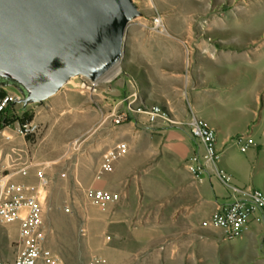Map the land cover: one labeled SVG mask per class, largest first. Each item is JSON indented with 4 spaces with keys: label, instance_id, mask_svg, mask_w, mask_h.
<instances>
[{
    "label": "rangeland",
    "instance_id": "rangeland-1",
    "mask_svg": "<svg viewBox=\"0 0 264 264\" xmlns=\"http://www.w3.org/2000/svg\"><path fill=\"white\" fill-rule=\"evenodd\" d=\"M136 1L144 15L129 23L126 43L132 33L138 42L164 35L170 40L180 39L189 46L205 42L218 50L214 53V62L227 65L228 68L220 67L218 71L222 83L231 89L215 97L219 104L207 115L219 118L220 128L231 134L227 157L243 161L247 156L240 175L248 179L251 187L264 191V0ZM155 10L164 15L169 33L154 32L144 25ZM124 54L123 67L129 54L127 44ZM120 78L111 82L101 78L91 85L90 79L80 76L78 80L84 83L81 87L67 85L60 94L77 91L81 96L69 98L56 104L57 107L49 104L54 100L51 98L43 103L30 104L26 109L20 103H13L7 110L6 122L0 127L1 166L7 171L28 165L27 175L18 174L16 178L29 185L37 183L40 172L50 180L43 203L44 229L47 244L62 256L66 264H86L101 254L97 248L102 232L98 221L103 209L87 199L85 186L74 185V174L81 169L96 172L106 150L128 132L130 120L135 119L140 127L152 125L146 123L144 114L131 110L121 123L113 121L111 113L122 111L127 105V101L121 100L126 84L118 81ZM144 96L145 91L140 88L139 98L134 103L144 100ZM26 115H32L30 121L38 126L33 135H23L18 130V124ZM242 134L251 135L256 143L246 152H242L236 142ZM65 205L73 211H66ZM132 205L133 202L129 201L128 207ZM195 221L198 232L225 234L221 229L204 227L200 216ZM17 238V223L0 225V258L14 256ZM258 250L256 256H239L238 261L241 264H264V246L259 245ZM219 253L221 263L222 251ZM185 261L194 264L195 258L187 256ZM114 264L166 262L163 257L155 256H116Z\"/></svg>",
    "mask_w": 264,
    "mask_h": 264
},
{
    "label": "crops",
    "instance_id": "crops-1",
    "mask_svg": "<svg viewBox=\"0 0 264 264\" xmlns=\"http://www.w3.org/2000/svg\"><path fill=\"white\" fill-rule=\"evenodd\" d=\"M127 35L124 47L129 45V54L124 68L135 79L138 92L140 88L145 91V103L161 104L178 119H187L191 111L205 119L217 130L221 169L236 184L251 187L240 175L247 156L243 161L227 157L231 134L220 128L219 118L207 115L219 104L215 97L231 89L222 83L218 71L227 65L214 62L218 50L205 42L189 46L164 35L138 42L132 33L126 43ZM118 81L126 84V93L130 89L127 78ZM60 93L48 103L57 107L81 96L77 91ZM118 142H126L127 150L115 159L112 171L96 177L102 159L96 172L81 169L73 176L74 185L101 187L120 195L117 202L100 206L103 211L98 224L102 232L97 248L99 255L107 259L106 264H114L116 256L163 257L166 264H186L185 258L193 256L194 264H241L239 256L258 254L264 233L261 210L251 216L247 229L235 238L196 231L195 218L200 216L203 222L218 203L227 201L228 188L209 172L197 176L189 169L200 149L187 128L164 123L140 127L132 119L122 140L114 142L106 153ZM129 201L134 205L128 207Z\"/></svg>",
    "mask_w": 264,
    "mask_h": 264
},
{
    "label": "built area",
    "instance_id": "built-area-1",
    "mask_svg": "<svg viewBox=\"0 0 264 264\" xmlns=\"http://www.w3.org/2000/svg\"><path fill=\"white\" fill-rule=\"evenodd\" d=\"M144 25L154 32L169 33L164 16L158 10H155ZM187 50V61H189L188 46ZM123 76L127 78L130 85V89L121 99L127 101V105L124 110H116L111 113L113 121L121 123L128 117V112L131 110L133 113L144 114L148 124L163 122L167 125L187 128L200 149L196 160L189 163V169L197 176L209 172L217 176L228 188V200L218 203L216 210L203 220L202 225L221 229L229 238H235L244 233L251 216L256 211L261 210L264 218V191L236 184L232 177L221 169L216 128L193 111L187 119H178L173 117L170 110L161 104H148L142 100L134 103L139 98L137 83L122 66V60L102 77V81L111 82ZM98 81H92L91 85ZM3 89L4 92H0V127L6 122L8 108L20 98V94L15 89ZM134 105L137 106L134 107ZM37 128L38 126L32 121L18 124V130L23 135H33L37 132ZM236 142L243 152L256 144L249 134L239 135ZM126 150V142H118L111 147L105 154L96 177L100 178L104 172L112 171L115 159ZM28 167L26 165L16 170L6 171L0 163V225L18 224L15 254L12 258H0V264H66L62 256L47 244L44 229L43 203L47 196L50 180L44 172L39 173L38 181L34 185L17 179L16 175L18 174L27 175ZM85 194L89 201L101 207L120 199L118 193L101 187H87ZM64 207L66 211H73L69 205ZM262 246H264V233ZM106 262L105 257L94 256L86 264H106Z\"/></svg>",
    "mask_w": 264,
    "mask_h": 264
},
{
    "label": "water",
    "instance_id": "water-1",
    "mask_svg": "<svg viewBox=\"0 0 264 264\" xmlns=\"http://www.w3.org/2000/svg\"><path fill=\"white\" fill-rule=\"evenodd\" d=\"M136 0H0V88L26 109L80 76L101 79L122 60Z\"/></svg>",
    "mask_w": 264,
    "mask_h": 264
},
{
    "label": "trees",
    "instance_id": "trees-1",
    "mask_svg": "<svg viewBox=\"0 0 264 264\" xmlns=\"http://www.w3.org/2000/svg\"><path fill=\"white\" fill-rule=\"evenodd\" d=\"M1 89V88H0ZM4 92V90H1V93H3ZM31 118H32V115H26L24 118H22V122L24 123V122H28V121H30L31 120Z\"/></svg>",
    "mask_w": 264,
    "mask_h": 264
}]
</instances>
